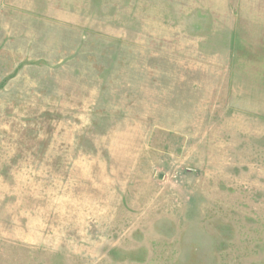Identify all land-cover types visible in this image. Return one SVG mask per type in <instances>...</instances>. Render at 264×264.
Segmentation results:
<instances>
[{"label":"rangeland","instance_id":"obj_1","mask_svg":"<svg viewBox=\"0 0 264 264\" xmlns=\"http://www.w3.org/2000/svg\"><path fill=\"white\" fill-rule=\"evenodd\" d=\"M0 264H264V0H0Z\"/></svg>","mask_w":264,"mask_h":264}]
</instances>
